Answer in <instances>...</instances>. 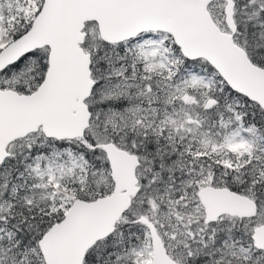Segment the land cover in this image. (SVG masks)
Segmentation results:
<instances>
[{
    "label": "snow or ice",
    "instance_id": "snow-or-ice-1",
    "mask_svg": "<svg viewBox=\"0 0 264 264\" xmlns=\"http://www.w3.org/2000/svg\"><path fill=\"white\" fill-rule=\"evenodd\" d=\"M0 264H264V0H0Z\"/></svg>",
    "mask_w": 264,
    "mask_h": 264
}]
</instances>
